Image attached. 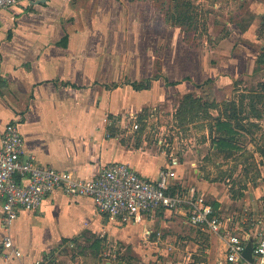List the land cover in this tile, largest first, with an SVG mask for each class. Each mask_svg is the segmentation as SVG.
<instances>
[{
	"label": "crops",
	"instance_id": "obj_1",
	"mask_svg": "<svg viewBox=\"0 0 264 264\" xmlns=\"http://www.w3.org/2000/svg\"><path fill=\"white\" fill-rule=\"evenodd\" d=\"M37 1L0 12V136L15 121L24 138V158L34 157L42 165L88 180L103 165L124 162L149 179L169 170L175 184V171L185 165L146 142L130 145L114 129L129 114L187 95L201 96L207 80L217 94L227 92L233 78L254 71L264 49V35L258 31L264 25V0H249L250 8L241 16L229 10L223 22L208 20L214 44L202 50H192L185 42L178 46L181 38L173 30L175 46L161 70L155 65L159 30L154 37L160 22L131 0ZM194 188L213 191L200 174ZM228 199L217 198L216 208L224 218L219 234L184 221L199 234L209 233L226 254L231 235ZM2 203L0 197V242L6 234ZM169 217L159 212L132 223L141 224L135 235L132 224L99 214L90 197L54 191L36 211L20 209L11 235L22 256L5 259L0 254V264H77L83 255L73 247L84 242L96 264H114L107 252L113 237L130 244L156 238L161 234L157 226L178 222L167 221ZM118 264L133 263L120 259Z\"/></svg>",
	"mask_w": 264,
	"mask_h": 264
},
{
	"label": "rangeland",
	"instance_id": "obj_2",
	"mask_svg": "<svg viewBox=\"0 0 264 264\" xmlns=\"http://www.w3.org/2000/svg\"><path fill=\"white\" fill-rule=\"evenodd\" d=\"M130 2L145 11L149 18L160 22L153 34L156 38L158 30L161 33L155 53L158 70L162 69L168 50L175 46L173 30L181 38H176L178 46H185L182 44L185 42L192 50H202L203 46L214 44L207 32L208 20L216 19L220 23L229 10L241 16L250 8L249 0ZM231 16L234 19V14ZM165 21L178 27L170 28ZM229 27H225L224 34ZM258 31L264 35V26H259ZM229 83L231 89L217 94L211 81L207 80L201 96L183 97L154 109L129 114L114 133L121 132L125 141L133 146L146 142L148 147L185 165L175 171V190L194 188L200 174L213 189L200 190L210 203L217 207L218 197L230 198L227 208L230 232L242 238L259 230V219L264 221V63L257 65L252 73H243ZM217 118L228 119L237 129L235 134L228 133L227 129L219 130ZM136 122L139 128L132 131ZM220 138L229 139L240 148L218 147L216 142ZM195 169H200L201 173ZM166 213L170 216L167 221L178 222L172 225L165 221L163 226H157L156 230L159 229L161 234L156 238L147 240L143 237L138 244H130L118 242V238L113 237L107 252L114 264L120 259H125V263L131 260L133 264H194L195 261L230 264L222 246L212 241L209 233L199 234L198 228L184 222L186 217L180 211ZM140 226L132 224L131 231L138 235ZM88 245L84 242L73 247L75 253L83 255L75 260L77 264L98 263L93 259L94 254L89 253Z\"/></svg>",
	"mask_w": 264,
	"mask_h": 264
},
{
	"label": "built area",
	"instance_id": "obj_3",
	"mask_svg": "<svg viewBox=\"0 0 264 264\" xmlns=\"http://www.w3.org/2000/svg\"><path fill=\"white\" fill-rule=\"evenodd\" d=\"M36 0H0V12L15 6L33 5ZM105 121L109 123V118ZM134 130L139 124L134 123ZM24 138L17 122L7 124L0 136V197L2 228L6 232L0 242V254L5 259L21 257L15 246L11 229L20 209L36 211L54 191L72 197H90L99 214L119 223H138L159 212L180 211L188 223L219 234L224 218L212 203L195 188L174 190L172 174L162 170L157 179H149L124 162L103 165L93 179L77 177L72 171L42 165L34 157L24 158ZM259 230L239 237L231 234L227 240V260L233 264H251L243 252L254 238L253 264H264V221ZM40 264V263H38Z\"/></svg>",
	"mask_w": 264,
	"mask_h": 264
},
{
	"label": "trees",
	"instance_id": "obj_4",
	"mask_svg": "<svg viewBox=\"0 0 264 264\" xmlns=\"http://www.w3.org/2000/svg\"><path fill=\"white\" fill-rule=\"evenodd\" d=\"M263 63H264V49L260 53V55L258 56L257 65H262ZM188 96L190 97L192 95H187L185 97H188ZM229 118L231 119L232 117H229ZM216 120H217V125L216 126H217V128L219 130L223 131V130L227 129L228 133L235 134L237 129L235 127H233V124L228 119H219V118H217ZM216 144H217L218 147H220V146L221 147H230V148H234V149H239L240 148V147L236 146L234 143H232L229 139H226V138L218 139ZM213 206L216 208L215 203H213ZM160 213H164V212H160Z\"/></svg>",
	"mask_w": 264,
	"mask_h": 264
},
{
	"label": "water",
	"instance_id": "obj_5",
	"mask_svg": "<svg viewBox=\"0 0 264 264\" xmlns=\"http://www.w3.org/2000/svg\"><path fill=\"white\" fill-rule=\"evenodd\" d=\"M46 0H38L37 3H43ZM253 251H254V238H251L247 245L246 248L243 252V257L251 264L255 263L256 258L253 256Z\"/></svg>",
	"mask_w": 264,
	"mask_h": 264
}]
</instances>
